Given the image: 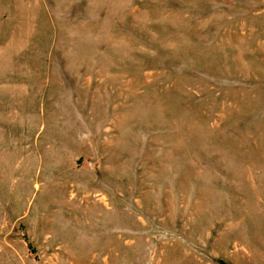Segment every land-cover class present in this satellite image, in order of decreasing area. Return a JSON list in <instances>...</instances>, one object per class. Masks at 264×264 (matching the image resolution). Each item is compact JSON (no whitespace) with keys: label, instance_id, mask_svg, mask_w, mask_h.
Listing matches in <instances>:
<instances>
[{"label":"rangeland","instance_id":"rangeland-1","mask_svg":"<svg viewBox=\"0 0 264 264\" xmlns=\"http://www.w3.org/2000/svg\"><path fill=\"white\" fill-rule=\"evenodd\" d=\"M0 264H264V0H0Z\"/></svg>","mask_w":264,"mask_h":264},{"label":"bare ground","instance_id":"bare-ground-1","mask_svg":"<svg viewBox=\"0 0 264 264\" xmlns=\"http://www.w3.org/2000/svg\"><path fill=\"white\" fill-rule=\"evenodd\" d=\"M136 175H137V174H136ZM136 175H135V176H136Z\"/></svg>","mask_w":264,"mask_h":264}]
</instances>
